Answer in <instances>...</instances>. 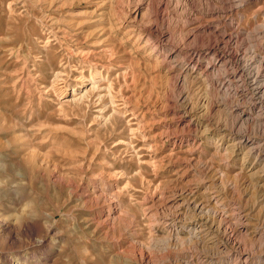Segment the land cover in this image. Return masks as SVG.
Segmentation results:
<instances>
[{
  "label": "rangeland",
  "instance_id": "obj_1",
  "mask_svg": "<svg viewBox=\"0 0 264 264\" xmlns=\"http://www.w3.org/2000/svg\"><path fill=\"white\" fill-rule=\"evenodd\" d=\"M151 1L158 0H0V264H144V249L150 250L151 264L165 263L167 251L157 247L167 232L156 225L161 215L156 208L194 183L204 204L207 195L219 197L211 210L227 217L233 209L247 214L250 264H264L259 183L243 166L242 151L225 162L224 147L215 148L218 134L229 133L225 116L201 111L203 100L227 96L201 78L176 85L179 70L160 50L181 47L184 35L196 28L230 32L220 10L240 0H169L162 22L154 21ZM138 2L143 8L134 18ZM237 12L242 14L237 26L244 30L237 37L240 49L264 57V29L254 31L264 25V0ZM228 16L235 19V11ZM151 24L172 32L160 56L152 53ZM133 30L149 38L148 46L139 45ZM97 71L112 82L111 108L120 113L99 114L95 94L81 101L69 95L74 90L81 96ZM109 81L99 84L107 88ZM103 102L108 106L109 99ZM185 106L200 131L213 118L221 132L207 130L208 139L200 143L172 147L166 135L180 130ZM18 169L23 179L15 175ZM113 205L121 215L115 227L106 219ZM183 212L196 226L207 221ZM254 229L259 238L251 234ZM214 234V241L224 242ZM214 251L202 250L214 258L209 264L235 263Z\"/></svg>",
  "mask_w": 264,
  "mask_h": 264
},
{
  "label": "bare ground",
  "instance_id": "obj_2",
  "mask_svg": "<svg viewBox=\"0 0 264 264\" xmlns=\"http://www.w3.org/2000/svg\"><path fill=\"white\" fill-rule=\"evenodd\" d=\"M250 1L254 0H240L238 3H227L228 1H224L226 5H224L222 9L220 8V11L223 12L222 14L224 16H222L228 21L230 32H225L217 27L207 26L196 28L184 35V42L181 47L169 46L166 49H160L161 45L167 47L165 43L168 40L170 41L172 32H169L167 28L162 29L160 26L157 27L152 24L149 26V30L155 31L156 34V42L152 53L160 56L159 51L165 50L163 59L176 66L179 70L175 78L176 85L182 86L187 83V80L194 81V79L201 78L200 80L208 83L207 85H211V88L217 95L227 96V100L213 99L210 102L209 100H203L201 111L204 113L206 112V114L214 113L215 115L223 114L225 116L224 123L228 127L229 133L228 135L218 134V138L213 142L214 146L217 149L224 147L223 149L226 154L224 156L226 157L223 159L225 162L231 161L233 157L237 155V152L242 151L241 160L243 166L245 164V167L248 168L249 177L255 179L251 181L259 183L255 185V187L260 190L259 200H257L256 204L264 207V150H261V146L264 144V129L262 128L263 126L261 127V124L264 123V57L263 54L259 56L252 53L253 51L250 52V49L246 51L248 53V55H246V53L240 49V40L237 39V37L244 32L243 29L237 26L238 21L242 17V14H239L237 11L240 8L243 10V7ZM168 4L169 0L152 2L151 11L154 21L159 20L162 22L163 14L168 9ZM142 8V3L138 2V4L135 5L132 11L134 18L139 15ZM232 11H235V19L228 16V13ZM233 20H236V25H234ZM258 24L254 27L255 32H260L264 29L263 23ZM131 34V36L136 37V41L139 45L143 44L142 47L148 46L149 38L146 39L147 37L142 33L133 30ZM247 35L248 34H246V36ZM96 76V79L88 81L90 83V88L88 87V90L84 89L85 91L81 96L77 97L74 90H71L69 95L72 97L73 101H81L87 98L88 95L95 94L99 106V114H105L106 110H108V112L110 109L112 110L111 107L114 108L116 103L111 90L113 84L109 81V77L102 76V72L100 71H97ZM243 77L245 79H242ZM78 78V81L83 83V80L80 77ZM100 80L109 81L107 88H102L99 84ZM233 84L237 85L235 86ZM242 87L247 88L243 90ZM248 88H250V90H248ZM246 91H248V93ZM235 96H238L239 100H236L234 98ZM105 98L109 99L108 106L103 102ZM182 99L180 98V100ZM112 111L113 114L121 112H118L119 110ZM180 111H182V115L180 114L178 116L177 122L178 126L181 125L180 130H170L168 135H166L167 141L171 142L174 148L183 143L191 145L196 142L200 143L201 140H204V134H206L207 130H213L217 134L216 131H220L218 128L222 129L219 127V123L212 118L206 120L205 125L202 127L204 131H200L197 128L195 120L191 119L189 116L191 111L188 109V106L183 107ZM252 112L253 114H251ZM102 117L103 116L99 119H104ZM221 124L223 123L221 122ZM133 132L134 131L131 130V133ZM205 138L208 139V135H206ZM209 171L210 169L208 170L206 167L205 174ZM194 185L193 187H189L191 185H188L186 188L173 192L157 206L158 208H156L161 214L156 219V225L164 228L167 232L165 243H161V246L158 245L159 247L157 248L161 250L164 249L165 253L167 251L165 257L168 261L165 263L164 261H160V263L209 264L212 261L211 259L214 258L202 254L204 253L202 250L204 251V249H208V247H213L216 249V252L214 251L215 253L225 254L227 258L235 261L234 264H250V254L246 250L248 244L247 236L249 235L247 231V214H243V212L240 211L242 209H233L234 211L232 210L231 216L227 217L224 216V212L220 211L217 213L215 210H211L213 205L219 203V197L217 195H207L203 197L206 201L204 204L202 198L196 195L198 183H194ZM110 200L108 203L112 205L115 201ZM115 205L117 206V204ZM115 205L109 207L106 216L111 227L119 225V220L121 219V215L114 210L116 207ZM183 210L194 212L196 217H207L206 223L202 226H196L194 221H187ZM112 212H115L117 215L114 213L115 216L112 217ZM178 224L180 225L179 227ZM216 232L224 238L223 243L213 240L216 235L214 233ZM180 233L185 235L186 238H181L179 236ZM260 233L258 234V230L254 229L251 234L255 236L259 235L257 236V238H259L261 236ZM183 243H186V245L188 244V247L178 249L177 247ZM226 245H230L231 247L227 249ZM140 257L144 264L152 263L149 249H144ZM166 258H164V260ZM223 261L225 262V260Z\"/></svg>",
  "mask_w": 264,
  "mask_h": 264
},
{
  "label": "clouds",
  "instance_id": "obj_3",
  "mask_svg": "<svg viewBox=\"0 0 264 264\" xmlns=\"http://www.w3.org/2000/svg\"><path fill=\"white\" fill-rule=\"evenodd\" d=\"M15 175L19 178V179H23V172L22 170H16Z\"/></svg>",
  "mask_w": 264,
  "mask_h": 264
}]
</instances>
